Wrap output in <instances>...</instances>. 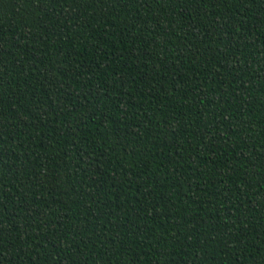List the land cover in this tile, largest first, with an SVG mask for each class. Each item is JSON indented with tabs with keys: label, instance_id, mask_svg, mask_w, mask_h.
<instances>
[{
	"label": "trees",
	"instance_id": "obj_1",
	"mask_svg": "<svg viewBox=\"0 0 264 264\" xmlns=\"http://www.w3.org/2000/svg\"><path fill=\"white\" fill-rule=\"evenodd\" d=\"M0 264H264V0H0Z\"/></svg>",
	"mask_w": 264,
	"mask_h": 264
}]
</instances>
